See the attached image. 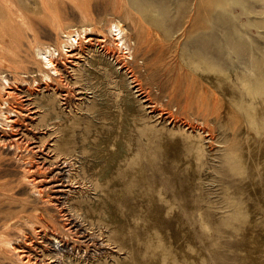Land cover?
<instances>
[{"label":"rangeland","instance_id":"rangeland-1","mask_svg":"<svg viewBox=\"0 0 264 264\" xmlns=\"http://www.w3.org/2000/svg\"><path fill=\"white\" fill-rule=\"evenodd\" d=\"M7 84L33 107L25 140L81 186L63 208L112 244L75 264H264V0H0L3 107ZM30 156L0 143V264L33 223L62 224Z\"/></svg>","mask_w":264,"mask_h":264},{"label":"bare ground","instance_id":"bare-ground-1","mask_svg":"<svg viewBox=\"0 0 264 264\" xmlns=\"http://www.w3.org/2000/svg\"><path fill=\"white\" fill-rule=\"evenodd\" d=\"M117 28L122 33L124 32L120 26ZM92 33L93 32H91V31L85 32V34H87V36H83V37H85V38H83L84 43H90L91 44ZM112 36L115 37L116 35L113 34ZM119 37H120V35H119ZM73 42H74L73 45H76L77 48H69V46H65V47H63V52H61V53L59 52L57 54V56H58L57 58L53 57V55H51V52H49L50 55L47 58H45L44 65L47 66V68L49 70L53 71L52 74L54 76L61 75V74H59L58 68H59L60 64L63 63V61L60 63V62H58V59L69 58L70 60L68 63H70V64L73 63V61L75 59V55H76L75 51H78V49L81 46L80 41L74 39ZM114 42H115V40H114ZM71 44H72V42H71ZM118 49H120V48H118ZM127 50L128 51L130 50L129 46L126 47V52H127ZM116 52H117V50H116ZM120 62H121V60H120ZM46 78H47V81L46 80L44 82L41 81L42 83H45V86H48V84H50L52 81H54L52 79V77L49 76V74ZM63 80H61V81H63ZM29 82L31 83V81H29ZM6 83H8V82H6ZM34 83H35L34 86H37V87L39 86L38 82L34 81ZM14 84H16V83H14ZM14 86H16V85H14ZM41 86H42V84H41ZM13 87L8 85L7 92H6V98H5L6 100L3 102L5 106L4 107L0 106V117H1L0 118V120H1L0 121V143L3 145L4 148L7 146L11 151H14V152L25 151V153L31 154L30 158H28V157L27 158L21 157L22 159L20 158L21 164H22V169H23L24 179H26V181L31 185V190L36 196L45 197V202H47L49 205L55 206L59 209L61 222H62L60 228L59 227L58 228L52 227L49 225L47 226V225L40 224V223H38V224L33 223L27 231H24L23 233L18 234L16 237H14L9 242V245H10V250H11L12 256L15 260V264H75V262H86V261L97 259L101 255L106 254L107 251L112 249V244L107 239L102 238V236L100 237L102 239H99L100 235L98 236V240L95 239L93 234H91V232L89 231L91 228L89 230L85 229L84 226L81 223H79V221L75 220L76 219L75 215H74L75 219H72V217L69 214L70 212L69 213L66 212L65 209L63 208L64 204H65L64 202L66 201V199L70 195V193H73L74 191L76 192L77 190H75V189L81 188V186L79 184L75 183L76 182V181H74L75 177H73V175L70 173L69 169L66 168V162L67 161L65 162L64 159H62V157H57L54 154V149H53L54 143L49 142L47 145L48 147H46V145H45V147H46L45 148L46 150H45L44 148H42L41 146H39L37 144V142L34 140V138H33L32 142H30V144H29V140L28 141L25 140L26 136L23 133V131L26 129V126L28 125L27 119L30 118L29 115H32L34 113V111H32L33 107H31L29 104L30 103L29 97H28L29 95H26L27 93L25 95H22V94L20 95L19 93L17 94V93H15V90L13 89ZM37 87H35V88H37ZM14 88L17 89V87H14ZM55 88H57V87H55ZM55 88H53V89L55 90ZM138 88H139V86H138ZM18 89H19V87H18ZM139 90H142V89H139ZM29 92H31V90ZM144 95H146V94H144ZM66 96L67 95L64 94V95H61L60 98L63 101L64 100L66 101V99L69 98V97L66 98ZM148 100H150V99H148ZM69 101H71V100H69ZM0 105H1V103H0ZM31 105H32V103H31ZM33 110H35V109H33ZM161 110H162V108H161ZM159 113H160V111H159ZM29 124H31V123H29ZM30 129H31V126H30ZM33 136H35V135H33ZM49 158H50V160H49ZM75 172H76V170H75ZM76 179H78V178H76ZM70 206L72 207V205H70ZM71 214H72V211H71ZM77 220H78V217H77Z\"/></svg>","mask_w":264,"mask_h":264}]
</instances>
